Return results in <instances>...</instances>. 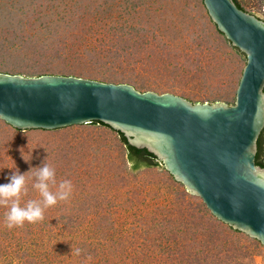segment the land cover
Listing matches in <instances>:
<instances>
[{"label": "rangeland", "instance_id": "rangeland-1", "mask_svg": "<svg viewBox=\"0 0 264 264\" xmlns=\"http://www.w3.org/2000/svg\"><path fill=\"white\" fill-rule=\"evenodd\" d=\"M240 1L264 20V0ZM245 64L203 0H0V72L232 105ZM42 163L72 193L19 227H6L0 205V264H264L257 239L218 220L162 163L135 168L113 128L19 130L0 119V184L25 175L21 206L41 200L32 184Z\"/></svg>", "mask_w": 264, "mask_h": 264}, {"label": "water", "instance_id": "water-1", "mask_svg": "<svg viewBox=\"0 0 264 264\" xmlns=\"http://www.w3.org/2000/svg\"><path fill=\"white\" fill-rule=\"evenodd\" d=\"M210 18L246 56L232 105L74 75L0 72V119L17 129L101 121L146 147L221 222L264 246V20L234 0H203Z\"/></svg>", "mask_w": 264, "mask_h": 264}, {"label": "clouds", "instance_id": "clouds-1", "mask_svg": "<svg viewBox=\"0 0 264 264\" xmlns=\"http://www.w3.org/2000/svg\"><path fill=\"white\" fill-rule=\"evenodd\" d=\"M23 159H26L24 155ZM8 168V167H7ZM12 169V168H9ZM34 182L32 187L38 190L41 200H29L21 206L20 196L22 191H26L25 175L18 170L7 176L6 183L0 184V205L7 208L5 213L6 227L22 226L25 222L35 223L43 220V211L45 208L56 204L58 201H65L72 193V184L68 180L56 183L55 169L48 163H42L41 166L34 168ZM50 185L55 186V191L50 190ZM73 255L80 256L82 249L76 248Z\"/></svg>", "mask_w": 264, "mask_h": 264}, {"label": "trees", "instance_id": "trees-1", "mask_svg": "<svg viewBox=\"0 0 264 264\" xmlns=\"http://www.w3.org/2000/svg\"><path fill=\"white\" fill-rule=\"evenodd\" d=\"M234 1L239 8L246 10L245 7L242 5V2L240 0H234ZM219 32H221V31L219 30ZM5 123H7V122H5ZM90 123H99V124H103V125H106V126L112 128L109 124H106V123L101 122V121H93ZM8 125H10V124H8ZM15 129H17V128H15ZM116 131H117L118 135L120 136L122 142L126 146L127 156H128L129 161L132 162V164L135 168L140 167L142 165L154 166V165H158L159 163H162V161L159 158H157L156 155H154L152 152H150L146 147L138 148L136 146H133L132 144L129 143L128 138L125 136V134L121 130H116ZM263 154H264V128L261 131V133L258 137V140H257V153H256V159H255L256 164L261 166V167H264Z\"/></svg>", "mask_w": 264, "mask_h": 264}]
</instances>
